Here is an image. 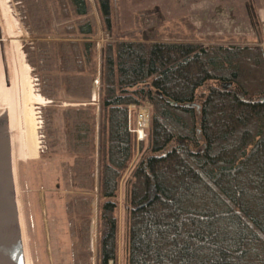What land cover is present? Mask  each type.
I'll use <instances>...</instances> for the list:
<instances>
[{
  "label": "trees",
  "instance_id": "1",
  "mask_svg": "<svg viewBox=\"0 0 264 264\" xmlns=\"http://www.w3.org/2000/svg\"><path fill=\"white\" fill-rule=\"evenodd\" d=\"M47 2L34 15H50ZM55 5L66 30L97 32L99 20L110 34L99 63L98 264L115 261L118 205L125 264H264V50L192 33L117 35L111 0H94L97 15L89 0ZM53 44L65 93L88 100L97 42ZM146 100L136 141L127 106ZM90 108H67L74 150L93 147ZM90 169L74 159L78 183Z\"/></svg>",
  "mask_w": 264,
  "mask_h": 264
},
{
  "label": "rangeland",
  "instance_id": "2",
  "mask_svg": "<svg viewBox=\"0 0 264 264\" xmlns=\"http://www.w3.org/2000/svg\"><path fill=\"white\" fill-rule=\"evenodd\" d=\"M89 2L93 14L97 15L94 0ZM5 3L26 32L21 40L23 60L28 66L33 89L46 100L36 108L40 125L39 156L28 161L10 160L15 217L20 219L25 241L23 244L22 236L19 237L22 256H27L30 264H98L99 63L102 44L110 39V34L101 28L99 20L97 32L66 30L63 25L68 20L59 16L55 0L47 2L50 7V15L47 17L34 15L33 9H38L40 0H5ZM111 6L113 29L117 35L143 29L163 36L170 33H192L194 41L204 45L226 41L260 46L264 50V0H111ZM206 37L227 39L208 40ZM86 40L97 42L99 74L94 77L91 85L92 93L96 80H99V97L95 100L91 99V95L85 100L65 93V75L60 58L54 52L53 42ZM145 103L150 110L151 105L147 100L139 105ZM134 105L135 108L130 111L127 106V120L129 114L133 118L139 106ZM67 108L92 110L94 122L91 150H74L69 145ZM147 122L149 124V111ZM76 157L91 161L90 182L84 179L78 183L74 178L72 166ZM120 194L121 190L119 204ZM117 214V249L115 261H111V264H125L119 205ZM76 224L85 227V248L81 255L74 243L75 238L68 236L69 228Z\"/></svg>",
  "mask_w": 264,
  "mask_h": 264
},
{
  "label": "bare ground",
  "instance_id": "3",
  "mask_svg": "<svg viewBox=\"0 0 264 264\" xmlns=\"http://www.w3.org/2000/svg\"><path fill=\"white\" fill-rule=\"evenodd\" d=\"M25 36L16 15L7 7L5 0H0V115H8L12 162L39 156L40 125L36 108L46 101L33 89L28 66L23 60L21 40ZM9 181L12 184V179ZM11 193L15 202L12 188ZM15 225L24 244L20 219H16ZM24 264H30L27 256Z\"/></svg>",
  "mask_w": 264,
  "mask_h": 264
},
{
  "label": "water",
  "instance_id": "4",
  "mask_svg": "<svg viewBox=\"0 0 264 264\" xmlns=\"http://www.w3.org/2000/svg\"><path fill=\"white\" fill-rule=\"evenodd\" d=\"M11 141L9 134V119L7 114L0 115V224L7 231L8 240L21 247L16 230L15 206L11 193L10 178ZM111 259L109 264H111Z\"/></svg>",
  "mask_w": 264,
  "mask_h": 264
},
{
  "label": "flooded vegetation",
  "instance_id": "5",
  "mask_svg": "<svg viewBox=\"0 0 264 264\" xmlns=\"http://www.w3.org/2000/svg\"><path fill=\"white\" fill-rule=\"evenodd\" d=\"M77 224L69 228L68 236L75 238L74 243L77 244V250L81 252V255L84 253L85 248V227ZM7 237L4 225L0 224V264H24L22 248L13 246Z\"/></svg>",
  "mask_w": 264,
  "mask_h": 264
},
{
  "label": "built area",
  "instance_id": "6",
  "mask_svg": "<svg viewBox=\"0 0 264 264\" xmlns=\"http://www.w3.org/2000/svg\"><path fill=\"white\" fill-rule=\"evenodd\" d=\"M104 32V31H103ZM108 33V32H107ZM99 44V42H98ZM95 88L93 92L91 93V99L95 100L98 99L99 97V81L97 79V82L95 83ZM96 95V96H94ZM131 108H135L134 104H130L128 106V110L130 111ZM148 111H149V106L145 103L143 105H139L133 114V118L131 119V116L129 114L128 120H127V127L128 130L135 135L136 141L144 139L146 136V128L148 127ZM93 230V229H92ZM93 234V232H92ZM94 237L92 235L91 237V247L94 246Z\"/></svg>",
  "mask_w": 264,
  "mask_h": 264
},
{
  "label": "crops",
  "instance_id": "7",
  "mask_svg": "<svg viewBox=\"0 0 264 264\" xmlns=\"http://www.w3.org/2000/svg\"><path fill=\"white\" fill-rule=\"evenodd\" d=\"M93 9V8H92ZM94 11L96 12L95 6H94ZM99 77V76H98ZM99 81V80H98ZM75 105H77V103H74Z\"/></svg>",
  "mask_w": 264,
  "mask_h": 264
}]
</instances>
